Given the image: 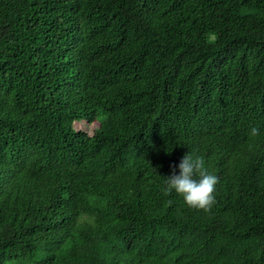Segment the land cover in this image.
<instances>
[{
    "label": "trees",
    "instance_id": "obj_1",
    "mask_svg": "<svg viewBox=\"0 0 264 264\" xmlns=\"http://www.w3.org/2000/svg\"><path fill=\"white\" fill-rule=\"evenodd\" d=\"M0 264H264V0H0Z\"/></svg>",
    "mask_w": 264,
    "mask_h": 264
},
{
    "label": "clouds",
    "instance_id": "obj_2",
    "mask_svg": "<svg viewBox=\"0 0 264 264\" xmlns=\"http://www.w3.org/2000/svg\"><path fill=\"white\" fill-rule=\"evenodd\" d=\"M249 135L256 137L260 133L253 127ZM170 167L171 175L164 178L166 193L170 194L174 190L188 207L210 212L216 203L215 192L219 177L208 171L204 156L193 150L185 154L178 165ZM177 167L179 174L176 173Z\"/></svg>",
    "mask_w": 264,
    "mask_h": 264
}]
</instances>
